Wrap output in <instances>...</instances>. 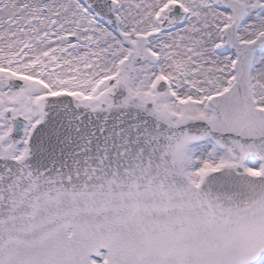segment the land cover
<instances>
[{
    "label": "snow or ice",
    "instance_id": "1",
    "mask_svg": "<svg viewBox=\"0 0 264 264\" xmlns=\"http://www.w3.org/2000/svg\"><path fill=\"white\" fill-rule=\"evenodd\" d=\"M0 264H264V0H0Z\"/></svg>",
    "mask_w": 264,
    "mask_h": 264
}]
</instances>
